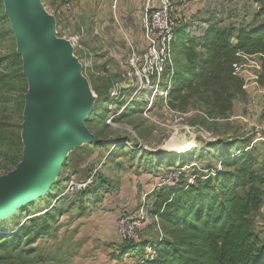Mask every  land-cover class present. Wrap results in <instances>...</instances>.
<instances>
[{
    "label": "rangeland",
    "instance_id": "rangeland-1",
    "mask_svg": "<svg viewBox=\"0 0 264 264\" xmlns=\"http://www.w3.org/2000/svg\"><path fill=\"white\" fill-rule=\"evenodd\" d=\"M65 1L41 0L45 10L57 19V38H78L74 57L83 65L81 74L96 98L94 113L102 116L99 120L88 118L85 126L102 144H84L72 150L45 201L39 199L15 217L0 221L3 232L14 229L26 216L50 203L55 211L63 212L55 217L47 236L29 242L20 240L17 250L0 245V264H74V256L81 264H110L124 244L116 234V219L124 211L140 207L147 211L149 223L138 244L154 243L164 236L159 220L151 212L155 194L161 189L157 185L166 176L181 173L182 184H189L193 176L203 180L213 170L223 169L221 154L240 149L252 152L258 167L264 158V58L255 56L254 61L260 64L258 79L232 102V111L225 119H208L201 105L179 111L171 107L170 101L166 106L153 100V106L146 110L148 95L142 94L129 103L125 88L121 93L125 98L113 101L109 90L121 83L117 62L127 53L129 43L135 48L139 44L125 32L118 15L119 26L115 23L113 0H71L69 14L62 10ZM256 12L254 0H192L177 6L173 19L176 30L188 27L189 36H199L208 22L236 29L251 26ZM180 44L181 40L177 42ZM13 52L14 37L0 2V177L12 172L22 155L23 95L28 84L18 66H10ZM124 104L127 108L120 113ZM185 129L192 135L187 140L196 146L178 154L168 148L169 143L173 146L175 139L187 141L182 134ZM220 143L231 144V151L224 152L221 145L209 147ZM90 179L89 187L74 189L63 197L70 182L76 185ZM262 219V208L251 216L256 232L261 230ZM39 227L37 222L34 228ZM136 255L124 256L127 261L122 258L124 263L120 264H135L139 258Z\"/></svg>",
    "mask_w": 264,
    "mask_h": 264
},
{
    "label": "trees",
    "instance_id": "trees-1",
    "mask_svg": "<svg viewBox=\"0 0 264 264\" xmlns=\"http://www.w3.org/2000/svg\"><path fill=\"white\" fill-rule=\"evenodd\" d=\"M254 4L257 12L251 26L236 29L208 22L199 36H189L188 27L175 31V72L169 92L173 109L184 111L186 106L201 105L208 119L228 117L232 102L243 93L242 80L233 76L231 70L236 54L264 58V0H254ZM10 66L22 71L16 52ZM94 112L93 109L89 118L99 120L102 116ZM101 144L98 141L97 145ZM220 145L223 146L220 143L209 147ZM231 147L224 144L222 149L231 151ZM221 156L223 169L213 170L203 180L197 176L193 184L180 182L158 190L151 213L158 218L164 236L154 243H124L113 259L138 253L135 264H264V158L258 167L252 152L246 149ZM48 194L40 199L45 201ZM261 208V230L256 232L251 216ZM55 210L51 203L39 207L14 229L0 231V245L17 250L20 240L29 242L47 236L55 217L63 215ZM37 222L40 227L34 228ZM147 247L154 253L152 259L144 255Z\"/></svg>",
    "mask_w": 264,
    "mask_h": 264
},
{
    "label": "water",
    "instance_id": "water-1",
    "mask_svg": "<svg viewBox=\"0 0 264 264\" xmlns=\"http://www.w3.org/2000/svg\"><path fill=\"white\" fill-rule=\"evenodd\" d=\"M28 84L21 124L22 155L0 177V221L43 198L56 183L67 155L98 140L85 126L95 97L68 40L41 0H0Z\"/></svg>",
    "mask_w": 264,
    "mask_h": 264
},
{
    "label": "built area",
    "instance_id": "built-area-1",
    "mask_svg": "<svg viewBox=\"0 0 264 264\" xmlns=\"http://www.w3.org/2000/svg\"><path fill=\"white\" fill-rule=\"evenodd\" d=\"M190 1L192 0H145L146 6L142 18L143 47L137 49L129 43L127 54L117 62L121 83L113 84L109 90V98L111 100L116 101L125 98L121 94L125 88L128 90V93H126L128 95L127 98L129 97L130 99L129 103L145 94L149 97L146 110H149L153 106V100H159L168 106L169 92L172 88L171 78L175 72L172 43L175 40L176 24L173 19V13L177 6L187 5ZM113 4H116L115 0ZM62 10L67 14L72 12L71 0L65 1L62 5ZM53 17L57 24L56 17ZM115 23L119 26L116 19ZM77 39V37L67 39L72 44L74 50L79 47ZM255 56L237 53L236 61L231 64L233 76L241 78L243 81V91L249 87V83H253L258 79L260 64L254 61ZM81 66L83 70V65L81 64ZM125 108L127 107L124 104L120 109V113ZM112 120L113 118H110L108 123L111 124ZM179 171H183V169H179ZM177 173L166 176L165 181H161L157 185V188L160 189L169 185L174 186L179 184L182 174ZM195 179L196 176H193L189 184H193ZM90 184L91 179L76 185L70 182L65 193H63V197L69 191H73L74 189L81 191L89 187ZM154 218L158 220L156 216ZM148 223V215L144 207H140L133 212L124 211L116 219V234L118 239L122 243H138L141 233ZM144 254L149 259H152L154 255L150 247L145 249ZM125 256L127 257V255ZM124 260L126 261V259Z\"/></svg>",
    "mask_w": 264,
    "mask_h": 264
},
{
    "label": "crops",
    "instance_id": "crops-1",
    "mask_svg": "<svg viewBox=\"0 0 264 264\" xmlns=\"http://www.w3.org/2000/svg\"><path fill=\"white\" fill-rule=\"evenodd\" d=\"M49 2H51V0H49ZM113 2H114V0H113ZM115 3L116 4H114L115 6L113 7L114 14H115L114 17L116 15L119 16V18L122 20V22L125 26V29H124L125 32L130 34V36L134 39V41L137 44H139L138 46H136V48L141 49L142 45H143V43H142V18H143L145 6H146L145 0H115ZM115 19H116V17H115ZM128 21L130 23H128ZM204 25H206V23ZM221 26L224 27L223 24ZM118 70H119V68H118ZM130 256L135 257V253L127 255V257L131 258ZM123 259H125V258H123ZM122 260L117 259V258L112 259L110 264L124 263ZM132 260H135V258H132L131 261ZM129 262H130V260L128 261V263ZM73 263L74 264H81L80 258L77 256H74L73 257Z\"/></svg>",
    "mask_w": 264,
    "mask_h": 264
},
{
    "label": "bare ground",
    "instance_id": "bare-ground-1",
    "mask_svg": "<svg viewBox=\"0 0 264 264\" xmlns=\"http://www.w3.org/2000/svg\"><path fill=\"white\" fill-rule=\"evenodd\" d=\"M180 134V133H179ZM182 134L184 135V136H186L187 138H186V140L188 139V138H191V134L190 133H188V131L185 129V130H183V132H182ZM178 135V134H177ZM179 136V135H178ZM190 136V137H189ZM181 137V136H180ZM179 137V138H180ZM185 138V137H184ZM192 146H196V143L194 142V141H192L191 139L190 140H187V141H182V142H179V141H176V139L174 140V143H173V146L169 143V147L168 148H170V150H173V151H175L176 153H178V154H182V153H184L185 151H187V149L189 148V147H192Z\"/></svg>",
    "mask_w": 264,
    "mask_h": 264
}]
</instances>
